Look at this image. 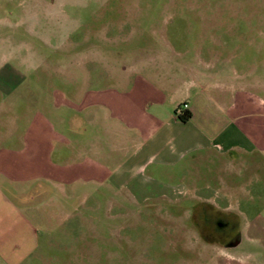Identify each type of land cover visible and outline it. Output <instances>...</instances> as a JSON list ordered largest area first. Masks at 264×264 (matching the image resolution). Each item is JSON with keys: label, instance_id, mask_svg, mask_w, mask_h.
<instances>
[{"label": "rangeland", "instance_id": "rangeland-1", "mask_svg": "<svg viewBox=\"0 0 264 264\" xmlns=\"http://www.w3.org/2000/svg\"><path fill=\"white\" fill-rule=\"evenodd\" d=\"M0 51L27 63L34 96L37 76L82 84L88 63L100 77L136 60L156 73L204 69L219 83L237 72L241 87L250 68L264 94V0H0ZM229 161L197 164L207 194L142 201L79 188L20 202L37 246L19 264H264V156Z\"/></svg>", "mask_w": 264, "mask_h": 264}, {"label": "crops", "instance_id": "crops-1", "mask_svg": "<svg viewBox=\"0 0 264 264\" xmlns=\"http://www.w3.org/2000/svg\"><path fill=\"white\" fill-rule=\"evenodd\" d=\"M16 59L0 51V258L7 264L37 246L20 202L81 189L142 201L150 193L207 194L213 188L196 180L198 163L222 169L225 159L244 156L254 166L264 156V94L250 68L241 87L237 72L219 83L204 69L156 73L136 60L126 73L97 77L88 63L82 84L35 77L44 91L34 96L27 63ZM183 104L187 122L176 114Z\"/></svg>", "mask_w": 264, "mask_h": 264}, {"label": "trees", "instance_id": "trees-1", "mask_svg": "<svg viewBox=\"0 0 264 264\" xmlns=\"http://www.w3.org/2000/svg\"><path fill=\"white\" fill-rule=\"evenodd\" d=\"M177 114V118L181 121V122H187L190 118H191V113L188 112L187 110L181 111V112H176Z\"/></svg>", "mask_w": 264, "mask_h": 264}, {"label": "built area", "instance_id": "built-area-1", "mask_svg": "<svg viewBox=\"0 0 264 264\" xmlns=\"http://www.w3.org/2000/svg\"><path fill=\"white\" fill-rule=\"evenodd\" d=\"M182 109H184V110L188 109V105L187 104H183L182 105Z\"/></svg>", "mask_w": 264, "mask_h": 264}]
</instances>
